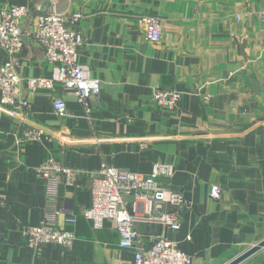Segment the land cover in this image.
I'll use <instances>...</instances> for the list:
<instances>
[{"label": "crops", "instance_id": "0c3cea01", "mask_svg": "<svg viewBox=\"0 0 264 264\" xmlns=\"http://www.w3.org/2000/svg\"><path fill=\"white\" fill-rule=\"evenodd\" d=\"M53 4L68 17L82 15L78 62L102 90L89 116L61 85L37 93L23 85L32 104L24 122L0 113V264H135L110 221L101 230L79 217L75 226L63 223L77 237L71 253L28 245L29 229L47 212L59 206L78 216L91 207L103 163L140 176L156 163L175 166L163 184L183 193L188 208L178 230L137 223L147 248L165 237L193 264H228L263 241L264 0H0V10L30 8L24 27L32 31ZM145 16L161 21L156 43L145 40ZM7 61L0 49V68ZM12 62L23 79L53 76L31 38ZM157 87L182 93L175 109L153 103ZM54 96L65 100V117L55 114ZM28 125L47 134L20 141ZM50 159L80 173L76 186L60 183L53 198L36 173ZM242 264H264V248Z\"/></svg>", "mask_w": 264, "mask_h": 264}, {"label": "built area", "instance_id": "2783aa9c", "mask_svg": "<svg viewBox=\"0 0 264 264\" xmlns=\"http://www.w3.org/2000/svg\"><path fill=\"white\" fill-rule=\"evenodd\" d=\"M56 5L38 16L32 31H27L24 21L30 15L26 6H10L0 10V49L8 61L0 68V113L24 122L32 109L31 102L23 96L22 86L31 93L40 90L53 91L61 85L67 93L73 94L82 105L87 116L91 113L90 100L102 90V82L92 77L88 66L78 62L79 52L86 44L84 34L78 29L82 15L68 17L56 10ZM145 25V40L156 43L162 34L161 21L152 16L142 19ZM26 38L36 41L44 50L47 61L53 66L51 78L23 79L13 65L14 56L22 53ZM182 93L154 89L152 101L160 108L175 109ZM53 108L58 117H65L68 107L62 97L53 98ZM46 131L36 125H28L20 141H40ZM19 139V138H18ZM36 173L50 186L48 196L53 198L54 189L64 183L76 186L80 173L50 159L36 169ZM176 173L170 163H156L148 176H140L129 171L103 163L93 181L92 205L77 216H66L64 209L57 206L44 215L38 227L29 229L28 245L35 250L44 245L61 246L66 253L73 251L76 234L63 227L75 226L79 218L91 223L94 230H101L107 221L114 222L119 234V246L134 252L135 264H193V257L178 249L177 245L165 237L145 246L144 238L136 229L137 223H155L167 230H178L182 213L188 208L184 194L163 184ZM213 198L220 197V189L214 187ZM3 198L0 195V204ZM63 218V222H62Z\"/></svg>", "mask_w": 264, "mask_h": 264}, {"label": "water", "instance_id": "95a60500", "mask_svg": "<svg viewBox=\"0 0 264 264\" xmlns=\"http://www.w3.org/2000/svg\"><path fill=\"white\" fill-rule=\"evenodd\" d=\"M263 248H264V240L258 243L257 245H254L253 247H251L250 249H248L247 251H245L235 259H233L228 264H242L243 262L251 258L253 255L261 251Z\"/></svg>", "mask_w": 264, "mask_h": 264}]
</instances>
